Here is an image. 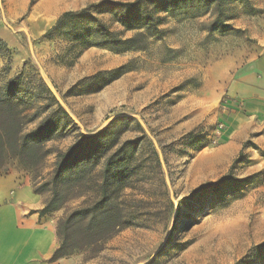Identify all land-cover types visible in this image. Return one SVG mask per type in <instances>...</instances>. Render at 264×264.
Instances as JSON below:
<instances>
[{
    "label": "rangeland",
    "instance_id": "374dc122",
    "mask_svg": "<svg viewBox=\"0 0 264 264\" xmlns=\"http://www.w3.org/2000/svg\"><path fill=\"white\" fill-rule=\"evenodd\" d=\"M134 1L0 0L9 46H1L0 81L20 76L27 119L37 117L25 131L50 113L58 123L39 167L10 158L5 168L39 187L52 179L58 152L111 126L120 142L136 141L106 187L112 207L99 212L123 225L107 224L109 235L86 245L76 226V264H264V151H227L226 96L198 119L195 95L215 60L262 51L264 0H226L225 31L210 29L209 0L123 6ZM84 9L54 28L63 12ZM104 163L58 181L65 202L57 221L101 198Z\"/></svg>",
    "mask_w": 264,
    "mask_h": 264
},
{
    "label": "crops",
    "instance_id": "0c3cea01",
    "mask_svg": "<svg viewBox=\"0 0 264 264\" xmlns=\"http://www.w3.org/2000/svg\"><path fill=\"white\" fill-rule=\"evenodd\" d=\"M260 46L262 51L254 55L235 53L215 60L195 93L201 110L196 118L226 96L220 115L227 151H264V40ZM46 200L34 191L26 172L0 170V264H76L71 256L51 259L59 239L57 219L39 213Z\"/></svg>",
    "mask_w": 264,
    "mask_h": 264
},
{
    "label": "trees",
    "instance_id": "16d2710c",
    "mask_svg": "<svg viewBox=\"0 0 264 264\" xmlns=\"http://www.w3.org/2000/svg\"><path fill=\"white\" fill-rule=\"evenodd\" d=\"M143 0H135L134 2H126L123 6L132 9ZM226 0H209L213 5V19L211 21V30L225 31L229 25H225L223 19V3ZM248 6L249 3L246 0ZM87 10L63 12L55 23V27L62 24L64 19L77 18L84 14ZM51 32L49 29L46 35ZM106 33H111L107 31ZM135 39V38H134ZM130 40H120L121 44H126ZM4 46L9 50L7 42L0 37V54L4 57L1 49ZM132 47H123L120 52H125ZM20 76L10 79L6 84L0 81V170L8 173L5 164L10 158H15L23 166L25 170L29 168H37L41 165L48 154L46 149V141L57 130L58 123L50 113L45 119H42L38 125L30 130L25 131L26 125L34 123L36 116L32 115L27 119L28 112L31 109L28 104L23 103L21 95L18 93L20 84ZM62 109V107H59ZM68 116L66 111H63ZM120 136L115 133L112 127L102 129L91 135L81 134L79 141L68 148L67 151L58 152L56 155V163L52 179L43 183L39 187H35L36 193H45L46 190L51 191L50 197L45 201L44 207L39 211L40 215H50L58 211L65 202L62 198L58 181L65 174H73L78 177L85 174L88 170H92L97 166L100 160L105 159L103 167V180L101 189V198L90 206H84L75 211L68 213L57 221V233L59 246L52 255V260L70 256L77 248L70 245L72 239V230L79 226L86 230L82 234L84 244L94 243L106 238L109 233L104 230L108 225H123L122 219H116L115 223H110V219L106 215H99V212L112 207V203L107 200V185L110 178H114L117 174L125 171V164L133 158L135 140H126L120 142ZM111 206V207H110ZM114 206V205H113ZM89 213V214H88ZM91 213V214H90ZM78 219V220H77Z\"/></svg>",
    "mask_w": 264,
    "mask_h": 264
},
{
    "label": "built area",
    "instance_id": "2783aa9c",
    "mask_svg": "<svg viewBox=\"0 0 264 264\" xmlns=\"http://www.w3.org/2000/svg\"><path fill=\"white\" fill-rule=\"evenodd\" d=\"M225 102H226V99H225ZM220 127L222 128L223 127V124H220Z\"/></svg>",
    "mask_w": 264,
    "mask_h": 264
}]
</instances>
